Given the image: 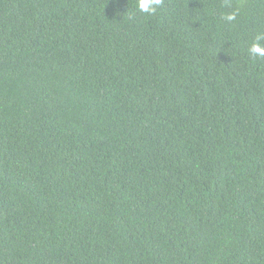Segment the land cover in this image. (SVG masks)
Here are the masks:
<instances>
[{
    "label": "trees",
    "instance_id": "1",
    "mask_svg": "<svg viewBox=\"0 0 264 264\" xmlns=\"http://www.w3.org/2000/svg\"><path fill=\"white\" fill-rule=\"evenodd\" d=\"M260 33L264 0H0V264H264Z\"/></svg>",
    "mask_w": 264,
    "mask_h": 264
},
{
    "label": "clouds",
    "instance_id": "2",
    "mask_svg": "<svg viewBox=\"0 0 264 264\" xmlns=\"http://www.w3.org/2000/svg\"><path fill=\"white\" fill-rule=\"evenodd\" d=\"M162 0H137V7L140 11L148 14H155L157 8L161 5ZM116 15H120L119 11L116 12ZM236 14H230L224 18L227 21H232L235 19ZM264 41V33H260L255 37L253 43H251L248 48L249 56L252 58H264V44L261 43Z\"/></svg>",
    "mask_w": 264,
    "mask_h": 264
}]
</instances>
